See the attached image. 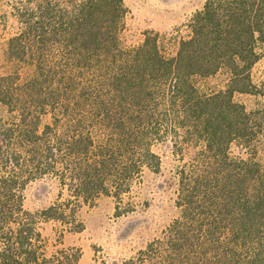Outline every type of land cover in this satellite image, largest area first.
Here are the masks:
<instances>
[{"label":"trees","instance_id":"obj_1","mask_svg":"<svg viewBox=\"0 0 264 264\" xmlns=\"http://www.w3.org/2000/svg\"><path fill=\"white\" fill-rule=\"evenodd\" d=\"M10 1L20 27L0 75V264H81L76 247L49 254L41 224L80 231V209L102 195L133 211L132 186L160 171L164 141L182 162L178 215L122 264H264V112L234 98L259 91L264 0H204L184 35L147 30L131 47L125 0ZM218 73L225 85L203 90Z\"/></svg>","mask_w":264,"mask_h":264},{"label":"rangeland","instance_id":"obj_2","mask_svg":"<svg viewBox=\"0 0 264 264\" xmlns=\"http://www.w3.org/2000/svg\"><path fill=\"white\" fill-rule=\"evenodd\" d=\"M204 0H125L128 7L123 42L126 46H136L143 41L147 30L161 34L184 35L186 23L195 11L200 9ZM20 27L13 14L10 0L0 1V75L13 69L5 55L8 39ZM173 49V48H171ZM174 50V49H173ZM31 70L24 66L22 73ZM252 80L259 91L235 93L234 98L243 103L248 110L264 112V54L253 66ZM226 75L218 73L200 82L205 91L223 87ZM161 157V169L152 172L146 169L139 181H136L128 199L134 202V210L117 215L116 201L113 196L102 195L94 204L83 205L79 217L83 221L80 231L69 230L57 221L41 224L48 253L61 248L76 247L81 250V264H122L146 243L161 235L170 221L178 215L176 206L177 176L176 169L182 162L172 152L171 143L164 141L153 147ZM236 154L239 148L231 146ZM188 159V157H185ZM38 185L33 184L27 190L31 206H39Z\"/></svg>","mask_w":264,"mask_h":264}]
</instances>
